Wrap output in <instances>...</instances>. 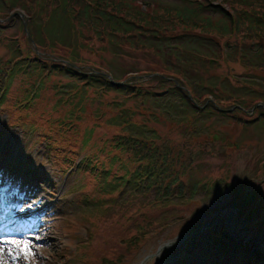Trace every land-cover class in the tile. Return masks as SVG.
Segmentation results:
<instances>
[{
	"label": "rangeland",
	"instance_id": "374dc122",
	"mask_svg": "<svg viewBox=\"0 0 264 264\" xmlns=\"http://www.w3.org/2000/svg\"><path fill=\"white\" fill-rule=\"evenodd\" d=\"M137 2H148L149 9L179 3ZM18 18L19 23L0 22L1 59L26 45L27 30L25 25L21 28L26 17ZM65 28L69 25L58 12L50 28L41 23L36 39L65 41ZM82 36L84 47L78 52L61 45L55 46L53 56L76 54L77 64L99 68L118 81L154 71L176 76V67L165 63L162 52L134 50L119 39L108 45L93 40L90 32ZM36 39L29 36L32 47H38ZM198 40L193 45L197 53L208 61L216 59L210 73L220 78L222 88L236 93L235 80L245 76L241 66L224 62L218 45ZM198 73L206 75L203 70ZM248 76L264 92V77ZM196 77L191 73L184 79L190 84ZM9 79L13 81L0 100V264H100L103 258L117 257L121 264L255 263L238 250V242L246 247L253 244V236L264 245V121L245 129L233 117L204 114L192 119L172 94L166 95L169 84L147 81L148 77L141 86L154 95L147 100L81 89L85 99L77 103L70 100L74 82L68 79L49 76L39 91L41 78L36 77L29 95L23 94V80H29L13 71ZM196 93L195 100L204 99V90ZM34 95L38 96L32 101ZM20 100L32 102L15 107ZM69 103H76L75 108ZM125 114L133 116L135 127L126 124ZM121 126L182 154L183 165L175 170L182 172L184 187L181 192L175 188L168 203L157 202L155 192L141 184L132 187L131 180L126 182L136 165L108 143ZM80 162L84 171H76ZM220 180L224 185L213 190ZM245 195L249 199L239 210L236 203ZM31 228L40 232L33 235ZM222 231L228 239L221 238ZM134 236L142 237L135 246L128 244ZM9 239L27 241L30 253L25 255L23 244L18 247ZM230 242L237 244L232 247L235 253H224ZM262 248L259 257H264ZM238 251L240 259L235 257Z\"/></svg>",
	"mask_w": 264,
	"mask_h": 264
},
{
	"label": "trees",
	"instance_id": "16d2710c",
	"mask_svg": "<svg viewBox=\"0 0 264 264\" xmlns=\"http://www.w3.org/2000/svg\"><path fill=\"white\" fill-rule=\"evenodd\" d=\"M176 1L179 3L149 9L148 2L140 4L137 0H0V19L22 11L27 17L28 34L23 49H14L7 60H0L4 64V68L0 69V100L5 97L13 81L9 79L12 71L14 75L29 80H23L26 85L23 94L28 95L29 90L35 88L31 80L41 78L38 85L40 91V88L45 87L44 81L49 76L74 82L70 94L72 101L73 98L85 99L81 89L115 92L128 98L146 96V100L149 95H154L143 90L141 84L149 75L157 73L155 71L144 74L146 79L130 77L123 85H117L119 81L113 77V81H110L101 69L77 64L74 61L76 54L67 58L53 56L55 46L61 45L69 50L72 46L75 53L78 52L79 48L84 47L82 33L85 31L90 32L93 40L105 41L108 45L119 39L134 50L152 49L162 52L165 63L176 67V76L163 74L174 81L166 95L172 94L179 105L192 115V119L196 115L212 114L229 119L233 117L245 129L255 126L260 119H264V92L257 89V85L251 81L252 77L248 75L264 77V0ZM58 12L69 25L68 29L65 28V41L63 37L61 40L50 39L49 43H40L36 39L41 36L39 26L42 23L50 28ZM14 18L19 21L15 15L6 22H13ZM69 30L75 31L71 33ZM32 34L38 47H32L29 41ZM198 39L207 41L212 46L218 45L224 62L241 66L245 76L243 81L235 80L238 85H234L236 93L222 88L220 78L210 73L216 65V59L208 61L197 53L193 45L199 43ZM205 45L207 46L206 43L203 44ZM40 55L44 57L41 58ZM173 57L176 63L172 61ZM179 61L180 64H177ZM194 63L199 68H195ZM202 70L206 75L198 73ZM191 73H195L197 77L189 84L184 78ZM164 77H148L147 81L165 84L167 80ZM222 80L225 79L222 77ZM176 82L179 86H176ZM56 87L53 86L54 91ZM197 89L204 90V99L195 100ZM245 98H249V103L245 102ZM224 101L230 104L222 106ZM22 104L23 101L20 100L15 106ZM256 104L259 105L254 108ZM231 108L234 111L227 114L226 110ZM252 109L253 118L249 119L247 116ZM122 117L127 125L136 126L132 115L125 114ZM108 143L112 150L126 154L128 161L136 165L132 176L140 183H145L147 191H154L158 201H167L176 187L183 188L180 174L175 170L184 162L179 151L162 147L142 135L124 131L122 126ZM141 238L134 236L129 239L128 244L135 246ZM121 263V257L103 258L100 262Z\"/></svg>",
	"mask_w": 264,
	"mask_h": 264
},
{
	"label": "bare ground",
	"instance_id": "6f19581e",
	"mask_svg": "<svg viewBox=\"0 0 264 264\" xmlns=\"http://www.w3.org/2000/svg\"><path fill=\"white\" fill-rule=\"evenodd\" d=\"M31 233L34 235V234H37V233H39L40 231H39V229H37V228H31ZM19 232H20V230H19ZM22 232V231H21ZM39 235H41V234H39ZM16 236H20V237H22V235L21 234H18V235H16ZM8 242H10V244H13L12 243V241H17V240H13V239H9V240H7ZM247 249H251V248H247ZM225 251H224V253H228V254H232V253H234L235 251H233V249H232V245L230 244V245H228V246H226V248L224 249ZM26 258V257H25Z\"/></svg>",
	"mask_w": 264,
	"mask_h": 264
},
{
	"label": "snow or ice",
	"instance_id": "6c2138e0",
	"mask_svg": "<svg viewBox=\"0 0 264 264\" xmlns=\"http://www.w3.org/2000/svg\"><path fill=\"white\" fill-rule=\"evenodd\" d=\"M13 244H16L18 247L23 244V247L21 248V252H23L25 255H28L30 253V248L27 241H12ZM3 249H0V252H2Z\"/></svg>",
	"mask_w": 264,
	"mask_h": 264
},
{
	"label": "water",
	"instance_id": "95a60500",
	"mask_svg": "<svg viewBox=\"0 0 264 264\" xmlns=\"http://www.w3.org/2000/svg\"><path fill=\"white\" fill-rule=\"evenodd\" d=\"M222 236H223L224 238H227V235H226L225 233H223Z\"/></svg>",
	"mask_w": 264,
	"mask_h": 264
}]
</instances>
